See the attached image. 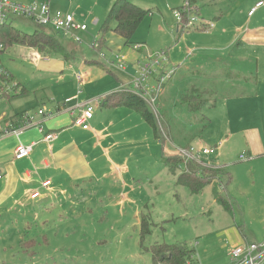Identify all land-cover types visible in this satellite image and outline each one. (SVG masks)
Masks as SVG:
<instances>
[{
  "label": "rangeland",
  "instance_id": "rangeland-1",
  "mask_svg": "<svg viewBox=\"0 0 264 264\" xmlns=\"http://www.w3.org/2000/svg\"><path fill=\"white\" fill-rule=\"evenodd\" d=\"M114 1L49 0L52 9L71 13L77 16L75 20L87 26L85 31L75 33L79 40H73L72 44L76 46L65 45L76 52L77 58L64 67V61L52 55L47 65H41L39 61L47 56H42L36 48L22 44L9 47L0 54V64L27 88V93L4 101L16 110L47 96L60 97L71 88L77 93L74 79L77 71L83 75L79 97L93 93L105 95L118 90L119 84L100 63L90 61L104 63L111 55L110 50L126 54L128 59L141 55L139 59L143 61H147L149 55L164 51L163 66L173 73L158 94L156 106L150 108L156 118L164 114V125L172 130L174 140L166 138L162 145L149 124L132 108H100L94 104L96 111L109 114L105 123L109 121L111 125V119L114 121L108 128L109 148L104 143L108 150L107 163L101 159L92 163L94 175L65 187V192L55 196L49 205L42 200L27 202V198L22 197L23 190L22 195L20 191L8 195L10 202L20 200L17 206H11L12 211L6 209V205L4 210L7 211L0 213V264H152V245L176 241H185L193 249V261L187 264H231L229 250L232 246L264 241V159L253 158L248 153V137L253 134L250 130L256 129L264 143V51L253 64L252 75L261 73L255 83L252 78L246 83L232 78L234 83L241 82L238 84L248 92L225 99L216 91L206 96L201 111L210 118V124L190 139L195 145L223 141L219 153L224 156L223 163L231 174V181L225 190L219 191L229 199L230 213L215 201L211 185L194 194L186 186L176 185L175 174L168 171L163 158L172 154L173 145L187 142L197 125L180 102V93L193 86L201 88L207 81L216 79L213 74L223 72L225 75L229 71L218 49L212 52L217 58L207 63L205 58L201 62L207 69L196 66V57L203 55L198 48L205 50L209 41L238 40L233 39L237 28L231 19L234 10L227 14L236 0L197 1L198 12L192 15L197 20L213 23L216 26L213 31L177 30L175 11L184 0H129L149 10L132 37L133 41L141 43L139 52L124 46L111 31L105 34L108 49L98 51L92 45L101 36V24ZM245 18L243 29L259 26L264 30V14L258 15L251 24H247L248 18ZM11 24L26 33L39 28L27 18L15 17ZM40 29L65 43L62 34L49 26ZM220 29H224V33L218 34ZM116 45L120 49L116 50ZM133 59V62L137 60ZM55 63L60 66L52 69ZM250 70L248 67L246 73ZM153 83L152 78L149 85ZM3 103L1 101L0 105ZM105 123L102 122L103 126ZM3 126L4 119L0 121V127ZM246 130L250 132L247 135ZM241 154L245 159H238ZM121 168L124 171L119 173ZM143 224L147 234L141 233ZM236 239L244 241L237 244Z\"/></svg>",
  "mask_w": 264,
  "mask_h": 264
},
{
  "label": "crops",
  "instance_id": "crops-1",
  "mask_svg": "<svg viewBox=\"0 0 264 264\" xmlns=\"http://www.w3.org/2000/svg\"><path fill=\"white\" fill-rule=\"evenodd\" d=\"M259 1H263V4L259 6L252 15H248L249 9ZM232 9L234 13L231 15V19L237 25L236 30L234 28L236 33L233 39L236 38L238 40L224 42L209 41V45L205 50L198 48V52H203V55H198V57H196L198 59L196 66L201 69H207L203 68L206 64L201 65V62L204 61L205 58V63L217 58V54L212 53L215 49L220 50V53H222L223 56L221 61L227 68L229 66V71H227L225 75L223 72L213 74L216 79L209 82L207 81L206 85L202 86L212 93L216 91L222 99L248 92V90H244L242 86L238 84L241 82L236 81L234 83L232 78H239V80H243V83H246L252 78L255 83L261 73L259 72L257 76L252 75L253 64L259 61L258 59L261 56L260 53L264 51V30L259 26L242 28V23L246 19L245 17L248 18L247 24H251L258 15L264 14V0H236L227 14ZM76 17L77 16L74 18L76 19ZM95 22L98 23L99 21L96 20ZM218 27H221V25ZM215 29L216 26H214L212 31ZM222 31H224V29H220L218 34L224 33ZM64 40H66L64 45L76 46V44H72V37H64ZM135 43V45L141 46V43ZM117 49H120L118 45H116V50ZM111 51L112 50H110V53ZM137 52H139V48L136 53ZM135 58L139 59L142 57L141 55H137ZM47 59L42 58L39 64L47 65L50 62ZM132 59V57H129L130 62H128L129 64L125 71L114 67H108L113 73L111 75L117 80L119 89L121 87L129 88L131 86V75L135 70ZM55 62H57V60ZM84 62L86 63L85 60ZM66 64L68 63L64 62V67ZM59 66V63H55L51 68L56 69ZM248 67H250L251 70L249 73H246ZM194 72L197 74L199 73L198 70H194ZM75 82L79 89L80 83L77 82L76 79ZM20 89L16 96L27 93V88L24 87V92L19 94ZM71 89L69 93L63 94L60 97H54L53 95H51V97L45 96L46 98H43L40 102L36 101L35 104L31 103V105L25 106V108L20 107L16 110L13 107L10 108L8 102L1 100L4 102L0 105V121L4 119L3 127L20 125L21 113L23 112L36 113L38 109L42 108L46 112L51 111L56 112V114L50 117L36 114L34 123L31 126L23 128L18 137L9 135L0 139V213H5L7 211L4 210L6 205H8L6 209H9V211H12L11 206L18 205L20 198L10 202L11 199L8 195H13V193L16 195L19 191L20 195H22L24 191L22 197H26L27 202L32 201L34 203L37 200H42L45 205H49L54 201L55 196L59 197L61 193L65 192V187H72L79 179L94 175L95 171L92 163H96L99 159L107 163L106 158H108V150L104 147V143L109 148L110 144L107 143V138L110 137V130L108 128L114 125V121L111 119V125L109 121L105 123V118L109 114L103 115L102 111H96L94 105L96 103L98 104V100L104 95L93 93V95L87 94L85 97L81 98L79 97L80 95H78V90L77 93H75L74 89ZM81 93L82 92H80V94ZM16 96H12L10 99ZM87 104L93 106V112L92 116L87 121L88 127L83 129L80 125L74 123L70 111H74L75 115H78ZM97 107H100L99 104ZM102 122L105 123L104 126ZM40 125L43 128V132L38 131V126ZM248 132L249 131L246 130L245 134L247 135ZM250 132H253V134L248 137V144L250 145L248 153L253 158L264 159V143H261L258 131L253 129L250 130ZM46 133H54V137L46 141L43 139V135ZM19 140L23 143L33 142L34 145L28 157L15 160L13 158V151ZM172 154H174V147ZM217 158L220 163L224 164V156L222 153L218 152ZM238 159L243 160L240 158ZM110 163L113 165V162L110 161ZM225 170L227 169L225 168ZM123 171L124 169L121 168V172L119 173ZM228 173L230 174L229 171ZM243 241L244 240L236 239L235 243L239 244Z\"/></svg>",
  "mask_w": 264,
  "mask_h": 264
},
{
  "label": "trees",
  "instance_id": "trees-1",
  "mask_svg": "<svg viewBox=\"0 0 264 264\" xmlns=\"http://www.w3.org/2000/svg\"><path fill=\"white\" fill-rule=\"evenodd\" d=\"M46 1H48L50 9L54 10L52 9L49 0ZM189 1L191 6H193L191 14L197 13L198 10H196L195 4L198 0ZM181 7L182 6L176 10L181 11ZM148 12L149 10H145L140 6H137L129 0H115L110 6L105 20L101 24L100 29L102 34L99 38H97L95 45L93 44L92 47L98 51L103 48L108 49V45L106 44L105 40V34L111 31L121 39L124 46L130 47L134 52H136L138 48L137 50H134L136 43L133 41L132 37L140 22ZM15 17L19 18L18 16L9 15L5 22L0 23V54L15 44H22L36 48L37 52L42 56L50 57L52 55H57L64 62L70 64L74 63V60L76 59L75 51L68 49L64 43H61L54 35L46 33L40 29L42 26L37 25L39 28H35V30L30 33H26L15 28L11 24L12 19ZM29 20L32 21L31 19ZM186 21L187 15L182 13L180 21L178 22V31L188 29L206 31L205 29L208 27L209 23H211L204 22L201 19L199 20L201 23L198 26L184 28ZM213 28L214 24L213 27L208 31L212 30ZM90 63H100L106 68V72L113 74L112 71L108 69V67H110L108 60H105L104 63L98 60H92ZM6 70L10 75L9 78L15 80L11 72L8 69ZM167 83L168 82L164 84L163 89L166 87ZM17 85L18 88L15 89L10 97L16 96L20 88L19 94L24 92L25 89L22 85H20L19 82H17ZM210 95H212L210 90L197 86H193L190 89H186L180 93V102L185 105L186 111L192 117H194L197 125L194 129L195 131L189 136V140L179 145H189L191 142L190 139H192L194 135L198 134V132H201L209 125L210 120L205 114L202 113L201 108L203 107L205 99ZM98 102L100 107L106 106L107 108H113L125 106L134 109L149 124L153 135L157 140L160 141L162 145L165 144L166 138L168 140H174V134L172 135V130L164 125V114L161 113V117L156 118L146 101L131 91L128 87H121L119 90L109 92L102 96ZM163 163L167 167L168 171H170L172 174H175L176 185L186 186L192 194L199 193L206 185H211L215 201L218 202L224 210L230 211V213L232 212L229 199L226 195H222L219 191L225 190V186L231 181V175L227 170H225L224 164L221 163L220 167H208L189 162L187 163L185 170L179 171V166L182 164V160L175 154H170L169 156L163 158ZM142 232L146 234L148 233L145 224H143V227H141V233ZM193 254V249L185 241H176L172 243L162 242L154 244L150 247L152 264H187L188 262L193 261Z\"/></svg>",
  "mask_w": 264,
  "mask_h": 264
},
{
  "label": "built area",
  "instance_id": "built-area-1",
  "mask_svg": "<svg viewBox=\"0 0 264 264\" xmlns=\"http://www.w3.org/2000/svg\"><path fill=\"white\" fill-rule=\"evenodd\" d=\"M263 4V1L257 2L248 11V15H252L256 9ZM192 7L189 0H184L181 7V11H175V17L177 21H180L181 14L187 15V21L184 24V28H191L198 26L201 22L197 20L191 13ZM9 15L26 17L32 20L38 26H49L53 31L62 34L64 37H72L74 41H78V37L75 33L85 31L87 29L86 24L80 23L75 20L73 14L68 12H62L61 10H51L48 1L30 2V3H18L10 0H0V23L6 21ZM213 27V23H209L205 29L208 31ZM1 48V45H0ZM139 48L138 45L134 46V49ZM105 57L104 54H101ZM48 57H44V59ZM109 61V66L116 69L125 71L128 66V56L119 52H112L110 58L105 59ZM166 61L165 52H157L154 56L149 55L147 61L136 60L134 62L135 71L131 75V91L143 98L146 103L154 109L158 94L163 89L164 84L170 79L173 71L167 72L163 66V62ZM75 79L77 82H81L83 75L81 72H75ZM8 71L0 64V101L8 99L15 91L17 82L9 78ZM154 80L152 85H149V80ZM78 92L81 90L78 89ZM58 112V111H57ZM93 107L89 104L81 111L80 114L75 115L74 111H70L73 116L74 123L80 125L83 129L88 127L87 121L92 116ZM41 115L44 117L53 116L56 112H46L40 108L36 113L23 112L21 114V124L18 126H11L0 128V139L9 135L19 136L23 128L31 126L34 123L35 115ZM38 131L43 132L42 126H38ZM54 137V133H46L43 135V139L46 141L51 140ZM33 142L23 143L18 141L14 151L13 158L15 160L26 158L30 155L33 149ZM223 146V141H217L210 145H195L190 143L187 146L173 145L174 154L182 160V164L179 166V171L185 170L187 163L192 162L202 166L208 167H220L217 156L219 149ZM240 159L245 158L243 154L239 155ZM1 177V174H0ZM231 264H264V241L256 242H244L242 245L232 246L229 250Z\"/></svg>",
  "mask_w": 264,
  "mask_h": 264
}]
</instances>
